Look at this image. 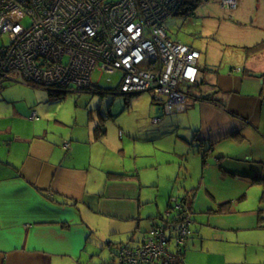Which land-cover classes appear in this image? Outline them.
Masks as SVG:
<instances>
[{
  "label": "crops",
  "instance_id": "0c3cea01",
  "mask_svg": "<svg viewBox=\"0 0 264 264\" xmlns=\"http://www.w3.org/2000/svg\"><path fill=\"white\" fill-rule=\"evenodd\" d=\"M253 17L243 25L251 33L240 51L228 53L215 68L202 66L200 59L201 82L189 89L182 116L166 118L181 114L165 116L164 99L154 97L152 126H116L117 149L101 124L81 129L64 123L40 99L2 93L14 85L0 90V264H106L117 245H140L154 222L173 217L169 202L175 190L169 188L168 203L167 197L154 199L153 189L159 193L160 188L152 175L146 184L150 174L142 173L143 156L157 155L158 149L172 150L182 173L193 167L190 155L202 159L201 177L185 192L196 190L192 233L182 254L175 241L170 243L178 264H215V242L263 231V203L261 211H240L253 189L264 191V46L246 53L264 43V0H258ZM121 83L117 95H124ZM160 139L165 142L157 144ZM143 144L154 148L147 146L146 152ZM112 154L123 162L115 166ZM128 156L135 168L126 162Z\"/></svg>",
  "mask_w": 264,
  "mask_h": 264
},
{
  "label": "built area",
  "instance_id": "2783aa9c",
  "mask_svg": "<svg viewBox=\"0 0 264 264\" xmlns=\"http://www.w3.org/2000/svg\"><path fill=\"white\" fill-rule=\"evenodd\" d=\"M185 1L0 0V35L9 39L0 46V89L23 84L58 94L86 92L96 72H122L121 94L151 93L164 99L165 116L185 113L189 89L201 82L202 54L173 40L166 28L184 15ZM218 3L238 8L237 0ZM181 212L176 227L154 222L140 245H121L106 264H176L170 243L181 251L192 233L191 214Z\"/></svg>",
  "mask_w": 264,
  "mask_h": 264
},
{
  "label": "rangeland",
  "instance_id": "374dc122",
  "mask_svg": "<svg viewBox=\"0 0 264 264\" xmlns=\"http://www.w3.org/2000/svg\"><path fill=\"white\" fill-rule=\"evenodd\" d=\"M237 1L238 8L232 11L223 9L217 2L202 0L189 17L176 16L170 19L166 24L167 32L173 40L183 45L191 46L201 52L202 58L200 64L202 66L219 67L228 53L238 52L244 47L251 32L249 28L243 25L250 23L252 18H254L253 16L255 15L256 17L257 15L258 0ZM184 12L191 11L185 10ZM237 19L240 22H237ZM239 23H242V27L239 26ZM28 25L29 20L22 23L24 27ZM8 42V36L0 35V46ZM122 78V72L114 74L96 72L93 76L92 89L86 92L76 91V89L72 88L74 91L67 94H52L50 90L41 87L11 84L14 86H9L2 93L16 98L24 96L27 101L40 99L42 105L52 108L54 113H58L64 119V123L72 121L73 124L77 123L84 130L90 126L96 127L101 124L103 129L109 130L106 139L112 138L114 149H117L119 146L117 140L120 141V136L118 135L117 139L112 136L114 128L117 126L119 130L121 129L120 125L129 129H133L132 127L134 126L140 127L147 124L152 126L150 115L153 111L152 101L156 97V95L151 93L117 95L116 90ZM206 83L210 85L208 79H206ZM53 100H56L58 104L52 103L54 102ZM182 115L166 118H178ZM165 120L167 119L164 118ZM153 129L155 130V127ZM125 138L127 137L125 136ZM162 142L165 141L160 139L157 141V144H161ZM152 145L143 144L145 147L143 149H147L146 152H148L147 146ZM157 152V155L146 154L143 156L141 163L143 164L142 173L150 174L146 179V184L150 183L149 176L152 175V181L160 188V192H157V188L153 189L155 192L151 188H147L146 190L154 192V199L156 196H159V201L161 198L167 197L168 203V191L170 188V190H175L174 195L171 194L175 197L174 199H182L186 189L192 188V183L195 184L197 182V175L201 177L202 159L190 155L189 159L193 167L190 172L187 173L184 170L186 173H182L179 170V165L174 164V162L176 163L175 159L177 156L172 150L158 149ZM110 159L115 166L120 165L124 160L123 157H119V161H117L114 154L111 155ZM126 162L135 168L134 161L129 156L126 158ZM172 176L173 180H171ZM178 177H180L179 180ZM180 182L183 184L182 188L180 187L181 185H177ZM147 194L149 196V193ZM261 203L264 204V191L261 190L260 192L258 189H253L249 194L248 200L242 202L240 211H261L263 210L260 208ZM154 208H157L156 204ZM167 210V206H164V213H167ZM176 217L177 212L174 210L172 221L176 220ZM236 236L232 235L230 243L227 244L215 242V264H264V230L241 233L240 241H237ZM127 240L128 238L124 242ZM108 243L106 242L105 244ZM105 244L101 246L104 247ZM109 251V248H107V255H109Z\"/></svg>",
  "mask_w": 264,
  "mask_h": 264
},
{
  "label": "trees",
  "instance_id": "16d2710c",
  "mask_svg": "<svg viewBox=\"0 0 264 264\" xmlns=\"http://www.w3.org/2000/svg\"><path fill=\"white\" fill-rule=\"evenodd\" d=\"M201 1L202 0H192V1H189V0H186L185 1V4H184V6H185V9L186 10H188V11H191V12H187V13H184V15H179V16H184V17H189L190 15H192L193 14V12L196 10V8L198 7V5L201 3ZM220 0H217V1H214V2H219ZM206 2H208V0H206ZM205 3V2H204ZM203 4V3H202ZM219 4V3H218ZM188 6V7H187ZM186 14V15H185ZM264 46V43L263 44H259V45H256V46H254L253 48H247L246 49V53L248 54V55H250V54H255V53H257V52H259L261 49H262V47ZM210 69L209 68H206L205 70H204V72H206V71H209ZM4 89V87L2 88V89H0V90H3ZM52 92V91H51ZM54 93V92H53ZM57 94V93H56ZM199 100H204V101H210L211 99L210 98H199ZM213 102V101H212ZM216 103V102H215ZM254 183H257V184H260L261 182H263L262 180H260V179H255V180H252ZM195 192H196V190H192V191H189V192H187L183 197H182V199L181 200H177V199H170V202H169V204H171L172 206H170V209L169 210H171V212L170 213H172V215H173V212H174V210L177 212V217H176V220H174V221H172V220H170V219H168V222H165V223H168L170 226H172L173 225V227H176L177 226V224L179 223V217H180V215H181V210H187L190 214H191V217H192V213H193V205H194V197H195ZM172 202V203H171ZM174 203H175V205H174ZM181 206V208L182 209H180V208H178V206ZM222 207H223V205H221V209H222ZM221 209L219 210V211H210L208 214L209 215H212V214H219V213H221L222 211H221ZM171 215V216H172ZM122 245V244H121ZM121 245H117V247L116 248H114V252H113V257H112V259H114L115 258V255H116V249L117 248H119ZM183 249L184 248H182V250L180 251L181 252V254H182V252H183ZM111 259V260H112ZM110 260V261H111ZM176 264H178V262L176 263Z\"/></svg>",
  "mask_w": 264,
  "mask_h": 264
},
{
  "label": "water",
  "instance_id": "95a60500",
  "mask_svg": "<svg viewBox=\"0 0 264 264\" xmlns=\"http://www.w3.org/2000/svg\"><path fill=\"white\" fill-rule=\"evenodd\" d=\"M255 77L258 78V79H261L262 78V76L259 75V74H257Z\"/></svg>",
  "mask_w": 264,
  "mask_h": 264
}]
</instances>
